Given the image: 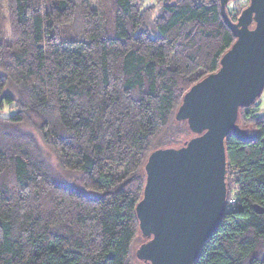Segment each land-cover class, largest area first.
Returning a JSON list of instances; mask_svg holds the SVG:
<instances>
[{"label":"trees","instance_id":"1","mask_svg":"<svg viewBox=\"0 0 264 264\" xmlns=\"http://www.w3.org/2000/svg\"><path fill=\"white\" fill-rule=\"evenodd\" d=\"M144 2L0 0V264H131L149 238L145 163L196 135L177 110L236 36L220 0ZM230 3L236 21L248 4ZM259 97L225 138L226 208L194 264H264Z\"/></svg>","mask_w":264,"mask_h":264},{"label":"water","instance_id":"2","mask_svg":"<svg viewBox=\"0 0 264 264\" xmlns=\"http://www.w3.org/2000/svg\"><path fill=\"white\" fill-rule=\"evenodd\" d=\"M220 2L236 40L220 68L195 82L177 110L196 135L181 146L153 150L145 163L136 213L149 238L137 254L149 264H194L226 208L225 138L231 131L247 134L239 108L264 90V0H249L236 21L226 10L229 0ZM255 209L262 211L258 204Z\"/></svg>","mask_w":264,"mask_h":264},{"label":"rangeland","instance_id":"3","mask_svg":"<svg viewBox=\"0 0 264 264\" xmlns=\"http://www.w3.org/2000/svg\"><path fill=\"white\" fill-rule=\"evenodd\" d=\"M145 4L153 2V0H144ZM249 4V0H231L230 7L233 8H240L241 6H245ZM258 107H257V112L261 113L264 111V90L261 93L259 100L257 101ZM256 111V109H254ZM251 128L250 125L244 124V127ZM144 242L143 236L138 232L132 246V252H131V258H130V263L131 264H149L145 260L141 259L138 254H137V249L138 247Z\"/></svg>","mask_w":264,"mask_h":264}]
</instances>
